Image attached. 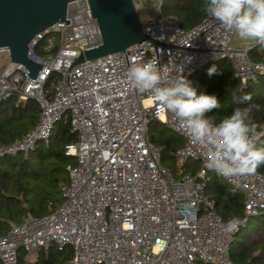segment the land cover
Masks as SVG:
<instances>
[{"label": "built area", "instance_id": "built-area-1", "mask_svg": "<svg viewBox=\"0 0 264 264\" xmlns=\"http://www.w3.org/2000/svg\"><path fill=\"white\" fill-rule=\"evenodd\" d=\"M142 25L162 43L146 39L75 64L81 50L99 45L102 37L89 0H73L66 20L29 43V58L43 64L36 79L29 77L25 64L0 50V57L7 58L0 73V101L34 98L40 108L34 127L0 145V159L27 156L39 142L48 144L63 118L69 117L77 132V140L66 146L76 163L68 166L69 181L59 185L63 203L43 216L27 211L21 223L0 237L3 264H19V246L31 254L52 244L59 250L73 248L64 264H232L234 233L248 216L264 213V172L257 170L223 177L244 194L245 215L222 217L204 194L202 179L212 171L205 166L210 149L192 143L174 114L158 115L153 94L136 89L127 75L136 63L154 62L171 86L182 75L192 82L196 71L227 58L245 83L257 79L255 65L264 62L252 61L251 47L234 45L235 32L208 15L189 28L162 13ZM49 33L40 55L36 49ZM53 71L60 78L49 96L45 84ZM154 120L184 139L176 151L178 163L199 162L196 174L184 172L176 179L164 166L161 147L148 139V125ZM263 138L264 123L256 128L255 145Z\"/></svg>", "mask_w": 264, "mask_h": 264}, {"label": "trees", "instance_id": "trees-1", "mask_svg": "<svg viewBox=\"0 0 264 264\" xmlns=\"http://www.w3.org/2000/svg\"><path fill=\"white\" fill-rule=\"evenodd\" d=\"M205 0H161L160 13L172 16L184 28L199 23L207 14L202 10ZM40 41L36 51L43 54V45L49 37ZM249 57L255 62H264V44L259 43L249 49ZM215 66L219 74L208 75V70ZM60 75L53 71L45 84L46 93L51 96L58 84ZM197 91L215 95L221 107L207 114L219 123L231 115L237 108H250L252 122L259 128L264 123V75L260 73L256 80L249 79L243 83L240 76L227 58H220L208 63L191 76ZM251 94L252 100L241 103L240 98ZM40 108L34 98L20 99L10 96L0 101V145L20 139L39 120ZM154 121L148 125V139L161 147L162 162L172 175L178 179L184 172L196 174L199 162L190 160L184 165L178 163L177 149L184 140L175 133L165 130L150 134ZM161 122V121H159ZM77 140V132L72 129L69 117L63 118L55 125L50 142H39L27 156L8 155L0 159V237L5 236L16 224L22 222L27 211L35 215L49 214L61 205L64 198L60 183L69 181L68 166L74 165V156L66 154V146ZM264 148V138L256 143ZM257 170L264 172V165ZM204 194L215 203L216 210L225 220L235 216L243 217L244 194L231 186L222 176L209 171L202 179ZM257 219L252 222V219ZM73 256V248L66 246L59 250L52 244L36 252L34 259L30 253L19 246V264H64ZM232 264H264V213L248 216L244 225L234 233L229 249ZM0 264L3 262L0 260ZM197 264H213L199 260Z\"/></svg>", "mask_w": 264, "mask_h": 264}, {"label": "clouds", "instance_id": "clouds-1", "mask_svg": "<svg viewBox=\"0 0 264 264\" xmlns=\"http://www.w3.org/2000/svg\"><path fill=\"white\" fill-rule=\"evenodd\" d=\"M202 10L234 31L239 40L264 44V0H205ZM255 68L264 75V65ZM219 74L213 66L208 75ZM131 84L142 92H151L157 102V114L170 112L189 134L192 143L210 149L206 168L224 178L253 175L264 165V148L256 147V124L250 108L237 107L219 123L207 114L221 107L215 95L201 93L184 75L167 85L154 62L136 63L128 71ZM252 100L245 94L240 102Z\"/></svg>", "mask_w": 264, "mask_h": 264}, {"label": "water", "instance_id": "water-1", "mask_svg": "<svg viewBox=\"0 0 264 264\" xmlns=\"http://www.w3.org/2000/svg\"><path fill=\"white\" fill-rule=\"evenodd\" d=\"M71 1L0 0V50H7L12 61L25 64L29 77L36 79L43 65L29 58V43L55 23L66 20ZM89 3L102 42L81 50L75 64L123 51L146 39L162 43L144 31L135 0H89Z\"/></svg>", "mask_w": 264, "mask_h": 264}, {"label": "rangeland", "instance_id": "rangeland-1", "mask_svg": "<svg viewBox=\"0 0 264 264\" xmlns=\"http://www.w3.org/2000/svg\"><path fill=\"white\" fill-rule=\"evenodd\" d=\"M135 2L141 21L148 20L149 18L155 17L160 13L159 0H135ZM6 62H7V58L0 57V73L3 70ZM161 130H165V132L172 135L173 134L175 135L176 133L169 126H167L166 123L159 122L158 120H154L150 129V134L156 133ZM256 220L257 219L253 218L252 222H256ZM35 256H36V252L30 254L31 259H34Z\"/></svg>", "mask_w": 264, "mask_h": 264}, {"label": "crops", "instance_id": "crops-1", "mask_svg": "<svg viewBox=\"0 0 264 264\" xmlns=\"http://www.w3.org/2000/svg\"><path fill=\"white\" fill-rule=\"evenodd\" d=\"M234 45L236 46H243V47H253L255 45H258V42H254V41H244V40H239L235 34L234 37ZM180 136V135H179ZM181 137V136H180ZM182 138V137H181ZM183 139V138H182ZM184 140V139H183Z\"/></svg>", "mask_w": 264, "mask_h": 264}]
</instances>
